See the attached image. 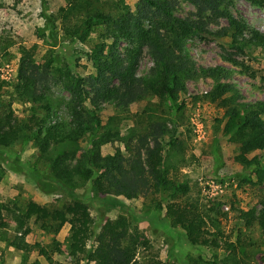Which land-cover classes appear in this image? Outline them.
<instances>
[{
    "label": "rangeland",
    "instance_id": "1",
    "mask_svg": "<svg viewBox=\"0 0 264 264\" xmlns=\"http://www.w3.org/2000/svg\"><path fill=\"white\" fill-rule=\"evenodd\" d=\"M174 1L178 17L196 19L193 3ZM138 4L139 0H84L76 16L95 10L118 14L124 9L135 15ZM66 7V0H0V95H5L0 115L9 112V105L18 120L30 115V105L11 96L20 64L29 58L42 66L53 58L56 61L44 79V91L54 103L56 118L70 119L67 109L70 95L65 83L73 76L87 80L95 75L87 54L104 41L105 31L99 26L85 43L72 44L64 38L62 28L61 10ZM231 11L264 34V6L233 0ZM220 23L225 25L224 21ZM211 29L219 30L215 24ZM229 41L205 34L188 40L186 49L200 67L223 65L232 69L230 81L244 102H264V53L249 49L246 54H240L229 48ZM127 48L126 42L120 43L122 55ZM228 54L230 59L242 62L247 73L224 61ZM152 67L153 62L144 50L137 76H145ZM212 88V80L201 78L187 82L186 90L177 96L174 104L177 107L168 108L164 100L149 94L126 111L110 104L104 105L102 111L103 124L113 126L111 134L117 126L120 137L104 144L102 155H112L120 149L129 157L131 150L140 146L142 136L149 134L151 121L166 124L167 135L159 139L164 144L173 140L164 151L166 177L174 187H187L185 194H177L174 199L199 218L206 245L193 246L188 242L185 231L173 226L165 216L170 200L162 199L152 188H145L136 199L114 197L110 202L94 198L89 182L77 187L72 195L53 182H38L37 176L47 175L49 171L34 143L0 150V204L23 208L28 202H35L55 210L70 204L76 196L90 207L95 233L100 231L104 219L125 216L148 239V246L138 251L141 264H264V188L256 185L254 164L257 160L264 166V159L258 151L241 153L235 131L231 132L227 118L223 119L224 110L207 99ZM243 116L241 113L240 118ZM79 145L85 149L87 140ZM164 193L168 197L172 190ZM251 210L255 219L246 226L243 215ZM5 223L9 241L21 236L9 214ZM30 226L31 233L25 242L34 248L28 254L11 247L0 236V264H85L69 255L68 226L57 235L46 233L34 220ZM35 245L48 252L51 262L39 254ZM91 246L89 242L88 248Z\"/></svg>",
    "mask_w": 264,
    "mask_h": 264
},
{
    "label": "trees",
    "instance_id": "2",
    "mask_svg": "<svg viewBox=\"0 0 264 264\" xmlns=\"http://www.w3.org/2000/svg\"><path fill=\"white\" fill-rule=\"evenodd\" d=\"M82 1L66 0L67 7L61 10L62 28L64 38L72 44L85 43L95 28H104V41L87 54L95 75L87 80L73 76L65 83L70 95L67 101L70 119L67 121L56 118L54 103L44 91V79L56 60L51 58L40 66L24 58L11 96L17 102L30 105V115L25 120H18L13 117L10 105L9 112L0 115V150L34 143L49 171L47 175H38V182H53L71 195L77 187L88 182L94 198L110 202L114 197L133 200L145 188H152L162 199L170 200L165 216L173 226L185 231L188 242L193 246L206 245L199 218L174 199L177 194H185L187 187H174L166 177L164 151L173 143L172 139L168 144L159 141L167 135L166 124L151 121L149 134L142 136L140 146L133 148L129 157H125L120 149L112 155H102L104 144L120 139L117 126L111 134L112 125L103 124V106L110 104L126 111L132 104L154 94L164 100L168 108L177 107L175 101L178 94L186 90L187 82L210 79L213 88L207 99L224 110L223 119L227 118L230 131H235L241 153L258 151L264 159V102H244L230 81L232 69L223 65L200 67L186 49L191 38L209 34L229 38V48L240 54H246L249 49L264 53V34L233 15V0H188L197 9L196 19L178 17L174 0H139L135 15L124 9L118 14L95 10L76 16ZM247 1L258 7L264 6V0ZM221 21L225 22L224 26ZM212 23L218 31L211 29ZM122 42L128 44L124 55L119 51ZM144 50H147L153 67L145 76L139 77L138 62ZM226 57L224 61L241 73H247L242 62L230 59L229 54ZM4 99L5 95H0V108ZM241 113L244 116L240 118ZM82 140H87L85 149L80 148ZM254 164L256 185L264 188V166L257 160ZM167 189L172 193L164 197ZM7 214L16 224L17 233L21 234L12 241L5 236ZM254 214L251 210L243 215L246 226L255 219ZM32 220L50 235H57L68 226L69 255L85 264H141L137 259L138 251L148 246L145 235L122 215L104 219L100 231L95 233L90 207L76 196L70 204L55 210L35 202H28L23 208L0 204L2 240L25 254L30 253L34 246L26 243L25 238L31 233ZM89 242L92 243L90 249ZM35 246L39 254L51 262L48 252L40 245Z\"/></svg>",
    "mask_w": 264,
    "mask_h": 264
}]
</instances>
